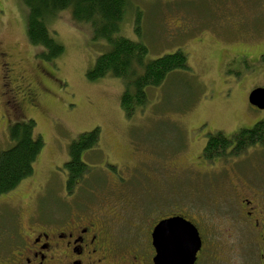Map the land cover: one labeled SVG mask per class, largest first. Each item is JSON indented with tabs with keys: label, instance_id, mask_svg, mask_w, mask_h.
I'll return each instance as SVG.
<instances>
[{
	"label": "rangeland",
	"instance_id": "obj_1",
	"mask_svg": "<svg viewBox=\"0 0 264 264\" xmlns=\"http://www.w3.org/2000/svg\"><path fill=\"white\" fill-rule=\"evenodd\" d=\"M138 10L140 37L149 55L180 48L188 68L175 70L169 83L149 89L148 101L128 116L120 105L121 78L87 77L106 45L93 37L88 23L74 20L68 9L60 10L49 27L63 51L48 61L42 46L27 37L24 1L0 0V51L8 54L21 81L37 79L43 86L37 108L23 102L11 111L0 103V151L11 145L9 123L20 118L32 117L34 131L44 142L30 176L0 195V253L8 233L35 218L38 208L44 211L41 216L66 213L69 203H77L75 197L89 206L109 198L121 214L115 218L119 226L127 219L142 228L146 222L152 225L157 215L182 213L205 235L210 246L206 264H242L237 250L228 248L227 231L233 232L217 208L224 203L220 168L198 154L207 132L227 133L264 121V109H252L247 99L252 87H264V0H132L121 32L134 39L139 38L132 24ZM93 127L100 128V141L85 155L89 184L84 177L78 183L87 189L67 193L62 166L68 145ZM257 151L248 154L249 161L244 158L250 170L264 171V150ZM114 193L125 197L124 202ZM126 233L130 244L134 235L145 238L140 228L133 233L127 228ZM213 242L224 251L220 261Z\"/></svg>",
	"mask_w": 264,
	"mask_h": 264
},
{
	"label": "flooded vegetation",
	"instance_id": "obj_2",
	"mask_svg": "<svg viewBox=\"0 0 264 264\" xmlns=\"http://www.w3.org/2000/svg\"><path fill=\"white\" fill-rule=\"evenodd\" d=\"M41 83L37 79L26 83L24 80L21 81L14 75L8 54L0 51L1 104L10 106L11 111L17 110L23 102L31 103L34 108L39 107V94L43 87ZM47 88L43 89L45 94L48 93ZM248 104L252 109L262 110ZM1 115L4 116V113ZM255 123L243 128L250 131ZM243 128H234L227 132L231 138L228 145H231L222 148L213 157L204 156V142L198 157L200 160L217 163L216 167L220 168L218 178L223 192L221 200H224V203L217 208H222L228 229L233 232L227 231L228 248H231L230 251L237 250L242 264H264V171L257 168L250 170L251 164L248 162L250 160L248 154L258 152V149L264 150V142L260 141V137L251 140L248 131H244L239 136L241 138H238ZM204 138L206 141L207 135ZM249 140L252 142L247 143ZM245 156L249 158L247 162ZM85 179L89 184L88 175H85ZM74 187L69 189L66 185L65 190L68 193L81 188L87 189L81 182ZM114 194L123 202L126 199L117 193ZM65 196L68 198V194ZM72 201L77 203H74V206L69 203L70 209L66 213L54 211L52 214L46 213L41 216L39 213L43 214L44 211H39L37 206L39 213L35 218L34 215L30 216L27 223L17 224L8 233V244L0 253V264H154L156 249L151 237L154 225L162 218L182 214L157 215L154 217L157 220L152 225L146 222L145 228H141L137 221L127 222L126 219L122 227L115 222V218L121 214L116 204L113 201L111 203L109 198H102L98 205L92 206L76 197ZM40 218L43 222L39 220ZM190 221L196 225L201 240V247L196 252L193 264H206L204 256L210 251V246L207 245L199 224L192 219ZM127 228L132 233L140 228L141 235L145 238L134 235L130 244L132 238H127ZM223 232L226 233V229ZM236 233L238 234L236 240L230 241L229 239ZM231 243L233 246H230ZM215 244L216 242H213L212 251L220 253L217 259L220 261L224 251H220V247Z\"/></svg>",
	"mask_w": 264,
	"mask_h": 264
},
{
	"label": "trees",
	"instance_id": "obj_3",
	"mask_svg": "<svg viewBox=\"0 0 264 264\" xmlns=\"http://www.w3.org/2000/svg\"><path fill=\"white\" fill-rule=\"evenodd\" d=\"M23 1L27 9V37L36 46H42L43 56L48 61L59 57L63 51V44L56 39L49 27V21L62 9H68L74 20L88 23L93 37L105 40V48L101 49L95 58L94 66L87 71V77L96 80L109 74L121 78L123 89L120 105L128 116L148 101L149 89L165 84L175 70L188 68L186 52L180 48L173 52L149 55V48L140 37L139 29L143 22L139 10L132 19L135 35L137 34L139 38L134 39L121 32L126 10L132 0ZM34 129L35 120L32 117L20 118L9 123L7 131L11 145L0 151V195L11 191L24 177L30 176L33 172L34 160L44 143ZM244 131L248 129L243 128L238 138H241L239 136ZM248 133L251 134V140L260 137V141L264 142V121L255 123L254 128ZM206 134L208 138L203 145L206 158L217 155L222 148L231 145H228L231 141L230 136L222 130H213ZM251 140L247 143H251ZM99 141L100 128L93 127L87 132L80 133L69 143L68 158L62 166L67 174L65 181L67 188H73L89 174L90 165L85 155L88 150L98 146Z\"/></svg>",
	"mask_w": 264,
	"mask_h": 264
},
{
	"label": "water",
	"instance_id": "obj_4",
	"mask_svg": "<svg viewBox=\"0 0 264 264\" xmlns=\"http://www.w3.org/2000/svg\"><path fill=\"white\" fill-rule=\"evenodd\" d=\"M247 99L250 104L264 109V87H253ZM151 237L156 249L154 264H193L201 247L196 225L183 215L158 220Z\"/></svg>",
	"mask_w": 264,
	"mask_h": 264
}]
</instances>
